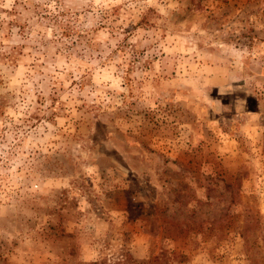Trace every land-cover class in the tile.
I'll return each mask as SVG.
<instances>
[{
	"label": "rangeland",
	"instance_id": "374dc122",
	"mask_svg": "<svg viewBox=\"0 0 264 264\" xmlns=\"http://www.w3.org/2000/svg\"><path fill=\"white\" fill-rule=\"evenodd\" d=\"M93 262L264 264V0H0V264Z\"/></svg>",
	"mask_w": 264,
	"mask_h": 264
},
{
	"label": "clouds",
	"instance_id": "9594fccd",
	"mask_svg": "<svg viewBox=\"0 0 264 264\" xmlns=\"http://www.w3.org/2000/svg\"><path fill=\"white\" fill-rule=\"evenodd\" d=\"M212 109H214L216 113H220V112H218V111L215 109V107H212Z\"/></svg>",
	"mask_w": 264,
	"mask_h": 264
},
{
	"label": "trees",
	"instance_id": "16d2710c",
	"mask_svg": "<svg viewBox=\"0 0 264 264\" xmlns=\"http://www.w3.org/2000/svg\"><path fill=\"white\" fill-rule=\"evenodd\" d=\"M91 264H99V263H97V262H93V263H91Z\"/></svg>",
	"mask_w": 264,
	"mask_h": 264
}]
</instances>
